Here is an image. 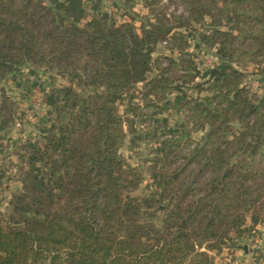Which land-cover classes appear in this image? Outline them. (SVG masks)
<instances>
[{"label":"trees","instance_id":"1","mask_svg":"<svg viewBox=\"0 0 264 264\" xmlns=\"http://www.w3.org/2000/svg\"><path fill=\"white\" fill-rule=\"evenodd\" d=\"M51 1L0 0L2 129L16 120L3 85L21 68L65 83L53 126L23 147L20 189L0 207V264H214L206 252L230 248L246 216L264 214V94L250 95L234 68L264 72V0H167L185 13L169 20L162 0H145L141 34L125 20L81 28L69 18L79 0ZM206 18L202 42L219 62L210 82L195 83L184 61L153 60ZM191 84L195 98L182 89ZM139 90L165 141L147 162L152 184L134 196L142 176L120 150ZM169 112L182 119L159 118Z\"/></svg>","mask_w":264,"mask_h":264},{"label":"rangeland","instance_id":"2","mask_svg":"<svg viewBox=\"0 0 264 264\" xmlns=\"http://www.w3.org/2000/svg\"><path fill=\"white\" fill-rule=\"evenodd\" d=\"M54 1L59 0H52L51 2ZM79 1L74 8H71L69 18L76 21L81 28H88V24L93 18L100 21H113L116 24L125 20L131 22L136 32L141 34L148 19L152 18V13L146 7L145 0ZM68 2L73 3L72 0H68ZM161 5L166 7L168 20L172 15H185L181 7L175 4L170 5L167 0H162ZM210 23V19L206 18L204 23L191 22L186 30H178V34L183 38L157 45L153 60L163 57L175 62L184 61L183 65L181 64L182 67L186 68L184 73L188 69L192 75L197 73L194 77L195 83L210 82V73L212 71L217 72L219 66L218 58L215 55L216 47L209 48L202 42V38L209 35L208 25ZM220 29L227 31L228 26L223 25ZM165 65L166 63H164ZM234 68L243 75L241 86L250 95L260 96L264 94L262 66L249 63L237 65ZM64 84V81L54 73L46 70L34 71L23 67L17 74L11 76L7 84L3 85L5 95L12 104V110L16 112V120L5 131L0 124L1 208L6 205L11 195L20 189L18 184L21 177L20 170L25 171L28 168L24 157V145L36 141L44 129L53 126V121L48 114L50 103L55 88H61ZM177 84L181 85L180 81L174 83L173 86ZM191 88L192 84L185 85L182 89L195 98L197 96L196 91ZM182 89L174 90V93L179 94ZM139 92L140 90L134 101L136 108L129 113L135 133L130 134L127 131L125 144L120 150L124 160L136 168L142 176L137 189L133 192L134 196H143L152 184L150 179L152 172L150 164L147 162L160 151L165 141V138L157 132L154 133L152 121L148 119L151 114L140 106L143 95ZM201 96H205V93H202ZM124 110H126V102L120 108L121 113ZM159 118L167 120L172 125L177 124L182 119L174 112L165 113ZM85 142H81V144L84 145ZM9 178L11 179L10 182H8ZM206 253L213 259L214 264H264V214H258L257 218L254 214H248L241 235L233 238L230 248Z\"/></svg>","mask_w":264,"mask_h":264},{"label":"water","instance_id":"3","mask_svg":"<svg viewBox=\"0 0 264 264\" xmlns=\"http://www.w3.org/2000/svg\"><path fill=\"white\" fill-rule=\"evenodd\" d=\"M215 73H216V71H212V72L210 73V80L213 78V76L215 75Z\"/></svg>","mask_w":264,"mask_h":264}]
</instances>
